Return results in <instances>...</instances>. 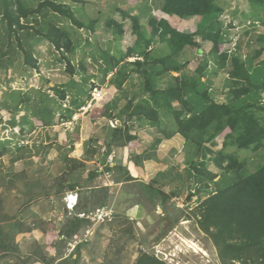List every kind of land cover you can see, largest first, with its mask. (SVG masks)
Here are the masks:
<instances>
[{
    "label": "trees",
    "instance_id": "16d2710c",
    "mask_svg": "<svg viewBox=\"0 0 264 264\" xmlns=\"http://www.w3.org/2000/svg\"><path fill=\"white\" fill-rule=\"evenodd\" d=\"M36 1L0 0V45L2 48L7 47L0 50V67L12 68L14 60L23 56L19 64L24 65V73L29 70L27 68L38 69L35 56L37 51L34 49V44L38 43L41 46H52L61 55L59 62L64 61L65 69L74 73V65H71L68 53L74 54L77 46L75 36L79 28L86 24L76 17L71 3H79L80 0ZM259 2L263 5L262 0ZM224 11L225 7L217 3V0H164L162 13L165 16H150L146 21L138 15L130 16L131 28L136 35L134 45L125 51L119 49L116 53L101 50L100 55L105 61V72L116 68L110 80L116 87L120 88L124 82L132 80L134 74L140 78V83L124 105L118 109V106L111 107L110 112H107L109 108L106 104L103 112L110 117L115 109L117 119L120 120L111 130L110 144L115 142L118 146H126L135 138V135H129L132 127L129 122L132 121H137L140 126H153L164 137L180 134L185 142L189 176L200 184L198 191L202 190L206 195L194 214L199 216L198 225L216 247L221 264H264V103L260 102L259 97L261 91H264V59L262 65H252V61L264 50V44L254 50V54L244 52L240 44L235 52L228 54L223 48L227 39L223 22L219 18ZM186 18L194 20V29H180L170 20ZM106 24L113 27L115 36L123 33L117 21L109 20ZM89 25L86 26L94 30V22ZM156 41L164 42L167 52L152 54L150 47ZM258 41L264 43V36H259ZM203 42L211 43L210 53L217 58L220 67L226 69L228 80H231L230 102H217L211 96V81L209 78L203 79L207 73L206 65L200 63L192 71L184 69L186 62H182L180 56L184 55L185 48H196L198 53ZM129 57H140L142 60L124 62ZM80 68L83 69L82 64ZM68 88L48 86L54 92L52 96L41 87L27 91L11 90L6 93V100L1 106L10 112L8 122L11 126L19 122L22 129L26 125L30 127L29 130L35 126L45 127L53 124L59 112L55 106H61L70 89L78 90L77 96L72 94L67 107L60 113L65 120L70 119L89 96V89L78 85L74 79ZM19 110H26L29 114L17 118L15 116H18ZM217 137L223 140L219 149H215ZM247 150L258 152L260 156L253 171L249 170L246 160L237 154L238 151ZM5 151L7 149L4 147L0 149V155ZM206 154L209 155L207 161ZM149 156L148 153L131 154L130 158L138 164ZM210 164L217 169L216 173L209 170ZM123 169L124 181L135 179L126 168ZM159 173V176H164L165 172ZM159 176L146 183L144 189L152 203L165 206L175 193L167 194L160 185H156ZM62 182L63 178L60 184ZM210 185L213 188H209ZM177 221L171 219L160 235H165ZM87 223L85 220L69 222L71 228L61 230V233H66L68 238L72 231H77ZM10 241L6 235H0V250L3 252L0 254L1 259L12 256L14 248L7 245ZM60 243L61 247L65 244L64 241ZM79 256V252L74 259L69 255L58 264H78L76 261H79ZM45 261L51 264L54 260L46 258ZM32 262L31 256L16 257L12 264ZM135 264L166 263L144 252Z\"/></svg>",
    "mask_w": 264,
    "mask_h": 264
},
{
    "label": "rangeland",
    "instance_id": "374dc122",
    "mask_svg": "<svg viewBox=\"0 0 264 264\" xmlns=\"http://www.w3.org/2000/svg\"><path fill=\"white\" fill-rule=\"evenodd\" d=\"M33 1L37 2L36 0ZM259 1L260 0H217V3L225 7V11L219 15V18L223 22L222 27L226 34L225 39H227V41H224V47L228 48L231 53L235 52L237 45L240 44L244 52L249 51L250 54H254L253 51L259 49L264 44L262 41H258L259 36H264V0H262L263 5H260L262 3ZM140 7L141 6L135 8L134 12L138 11ZM71 9L78 19L84 21L86 25L90 24V18H88L81 9H76L73 6H71ZM184 20H187L189 24L188 30L195 28L193 19L186 18ZM64 24H66V22H64ZM86 25L79 28L78 35L75 36L77 46L74 54L68 53L70 63L74 65L75 70L72 74L65 69L64 61L61 60V62H59V56L61 55L55 51L52 46L46 44L41 46V44L38 43L34 44V49L37 51L35 56L37 57V63L39 64L38 69L40 70L36 67H31L27 68L29 70L24 73L22 71L24 65L19 64L22 63L23 56L14 60V66L12 68L8 67L4 69L0 67V139L4 140L2 143L6 149L10 147L8 149L10 153L5 154L0 160V177H4L3 180L6 179L4 184L8 183V181L10 183L11 179L16 183L17 177L25 179L26 181H33L34 179L31 175L29 176V172L27 174L25 172L18 173L15 171L12 173L13 171H7L10 170L8 165L14 161L18 162V159L24 163L26 167H28V162L36 161L43 163L44 160L42 156L45 157L48 148L53 146L57 148V155L55 154L53 159L48 162L54 163L52 165V170L56 171L58 180H56V183L52 182L51 186H49L50 183L46 185V182H50V174L48 173L47 176L44 175H46L50 169L42 167L39 172L41 176L40 194L49 195L51 191L59 186L60 179L66 178L71 171H76L78 173L84 171L87 175V172H85L86 170L80 169L82 159L89 162V165H92L89 166V172L94 168L96 172L100 171V176L104 179V186L97 191L99 197L103 195L105 201L104 208L112 210L113 214L110 215V218H106L104 222H100L96 225H93L95 222L94 220H91V218L87 219L89 225H93V232L95 233H93V237L91 236L93 245L90 246L89 249H82V252L79 251V255H82L79 256V262L82 261V264H135L137 258L144 252L153 254L166 264H221L216 247L198 225L197 218L199 216L194 214V212H196V207L205 199L206 195L202 190L198 191L200 184L196 183L192 176H189V172L187 171L189 165L185 161L186 155L184 146L182 150L175 153L172 152L173 149L166 152L175 144L185 143L182 142V136V138H180L179 135H176L174 138H171V140L165 139L162 144L164 149L163 152L165 153L161 155V151L158 152V155L163 159H154L148 164V170L151 169L153 174L156 173V176L160 175V168H163L162 172H165L164 176L158 177V183L156 185H160L161 189L167 194H171L172 192L175 193L170 196L165 206L159 203H152L150 196H148V192L144 189L146 183L150 182L149 178H145L146 175L144 173L142 176L140 172L136 174L133 170L130 173L135 179L124 181L123 178L125 173L123 172V166L120 164L110 167H108L109 165H104V160L106 159L113 162L115 154L112 152L110 155H107L106 158L105 156L103 157L102 153L104 149L102 148L103 150H101L100 148L102 140L99 138H88L89 131L100 133L101 136L102 133L104 135L105 130H102L106 127L104 124L107 123V127H112L109 120L114 124H119V122L117 123L115 120L117 116L112 114L115 112V109H113L109 117L107 113L104 114L103 108L107 104L109 108L107 112H110L111 107L118 106L120 100H125L122 99L124 97L121 96L126 93L124 91H128L129 94L131 89L130 85H138L140 83V78L134 74L132 80L124 82L119 88L110 81L116 68L110 71L112 73H110L107 81L106 76L109 72L102 70L105 72V75H101L100 77L98 71L105 67V61L100 55L97 46L92 45L95 41L93 31L89 27L90 25ZM119 37L120 35H117L114 40H117ZM210 47L211 43L203 42L202 48L198 53H196V48H187L188 52L184 57L180 56V60L186 62L184 68L186 71L194 70L200 63L206 65L207 73L204 79L209 78L211 81L209 85L211 96L217 102L227 103L231 101L229 96L231 80H228L226 69L221 68V65L218 63L219 61L217 62V58L210 53ZM4 48L6 49L7 47ZM4 48L0 45V50ZM156 51L158 50L156 49ZM204 58L206 59L205 62ZM136 59H138V57H129L125 59L124 62L129 63ZM263 59L264 50L260 56L252 61V65H260ZM81 64L83 69L80 68ZM130 67L131 66H128L129 69ZM262 68L264 69V66ZM172 74L177 75L176 72H172ZM44 75H46L47 78L44 77ZM90 77H93V79ZM72 79H74L78 85L85 87L86 90L89 89V96L86 97V99L85 96L82 97L85 99L83 105L73 112L70 119L65 120L60 116L62 110L67 107L66 105L68 104V100L72 97V94L74 95L75 93V96H77L76 92L78 89H70V92L67 93L65 101L62 102L61 106H55L59 112L55 116L53 124L35 128L36 133L40 131V144L42 149H38L36 152H34L33 149L28 151L27 149L24 151L17 150V147L13 143L24 144L25 141L20 142L19 139L20 137H25V139L28 137V139H30L28 134L31 130H29L30 127L28 125L24 126L22 129V125L19 122L14 126L8 123L11 114L1 106L4 100H6V93L11 90L27 91L41 87L46 93L52 96L54 92L48 89V86L52 87L51 84H53V86L57 85L69 90L68 85L71 84ZM87 81H90L89 86L86 85ZM94 88H97L98 92H100L101 99H99L100 96H97V100H94ZM109 92L111 93L109 98H111L112 93H116V97L106 103L105 99ZM259 97L260 102L264 103V91H261ZM102 100L104 103L101 102ZM24 114H29V112L26 110H19L17 115ZM85 117L87 118L85 119ZM129 125H132L129 135L139 134V136H135V138L129 142L131 144V146L129 144L130 148L134 149L137 143H142L144 139L150 137V134L149 132H143V128L141 129L140 127L137 130L134 129L135 126H140L137 121L129 122ZM81 139H87V141L84 142V146H78V149L74 152L75 159L69 158L68 156L71 157L73 142L79 140V142H81ZM7 141H9L10 144ZM215 141V149L221 148L222 138L217 137ZM105 142L103 145H105L106 148L109 143L105 144ZM154 145L157 146V143H151V147L142 153L133 152L136 155L149 154L156 151L158 146L154 147ZM159 146L161 148L160 144ZM81 153L84 155V158L80 155ZM237 154L241 159L246 160L249 170L251 171L255 169V165L260 161V156L258 152L256 153L255 151H238ZM55 156H57V158H54ZM98 156L99 159H97ZM13 157H15V160H13ZM208 157L209 155L206 156V161ZM198 159H201L200 154L198 155ZM72 163L74 165L78 163L79 165L73 167ZM133 163L135 164V162ZM208 168L214 173L217 171L212 164H210ZM28 170L30 169L28 168ZM4 172L6 173L5 175H3ZM144 172H146V170H144ZM146 174L148 175L147 172ZM97 176L99 175L94 177ZM51 177H53L52 174ZM217 178L218 176L215 177V179ZM37 180H39V178H37ZM209 188H213V185H210ZM10 190L12 193L10 192L9 194L13 197H17V195L20 194L16 187ZM188 196L190 197L188 198ZM94 198V193L89 195L91 201ZM90 217H93V214H91ZM171 219H178V221L165 235L161 236V230L169 225L168 223H170ZM86 240L87 242L83 243L87 244L90 242L89 238ZM76 253H78V250Z\"/></svg>",
    "mask_w": 264,
    "mask_h": 264
},
{
    "label": "crops",
    "instance_id": "0c3cea01",
    "mask_svg": "<svg viewBox=\"0 0 264 264\" xmlns=\"http://www.w3.org/2000/svg\"><path fill=\"white\" fill-rule=\"evenodd\" d=\"M76 4V5H74ZM164 4V0H80L79 3H71V6L75 7L76 9H81L84 14L90 18L91 22H94V30L93 35L95 38V41L92 43V45L97 46L98 50H108L110 53H115L119 49H123L124 51L128 48L134 45L136 41V35H134V32L132 30L131 22L129 20L130 16L133 15H138L141 20L146 21L148 17L150 16H165L162 13V7ZM138 6H141L138 11L134 12L135 8H138ZM109 20H115L118 23L121 24L122 26V31L123 33L120 35L122 38H118L117 40H114L116 37L115 34L113 33V27L107 26V21ZM173 20V23L180 29L188 30L189 24L187 23V20H178V19H170ZM186 23H185V22ZM124 39V40H122ZM118 43V44H117ZM166 44L161 41H156L154 44L150 47L151 53L152 54H160L161 51L167 52L165 48ZM160 48V50H159ZM156 49L158 51H156ZM188 52V49L185 48L184 50V55ZM200 52V51H199ZM184 55L182 57H184ZM133 58V57H130ZM139 60H142V58L138 57ZM216 64V63H215ZM105 69H99L98 74L101 77L103 75V71ZM109 72L108 75L106 76V81L108 80L110 76ZM217 74V71H216ZM91 78V77H90ZM93 79V77L91 78ZM204 79V78H203ZM90 82V81H89ZM89 82L87 81V84L89 86ZM53 86V84H51ZM131 89L130 93L128 94V91L126 94H122L121 96L124 97L122 99H125L123 101H119V105L116 109L120 108L122 105L125 104L126 98H130L131 94L137 89V85L131 84ZM86 89V88H85ZM116 93H112L111 98L110 95L111 93L107 95V99L105 102L107 103L109 100H112ZM118 100V98H117ZM104 103V101H101ZM98 108V107H95ZM112 114L116 115V110H114ZM21 115H18L17 118H20ZM87 117H85L86 119ZM1 119V118H0ZM84 119V120H85ZM34 121V119H32ZM83 120V121H84ZM116 122L118 123L119 120L115 118ZM82 121V122H83ZM35 122V121H34ZM9 123V122H8ZM106 127L104 132V135L102 133V136L100 133H94L93 131H89V139L92 138H99L102 140L101 142V150L104 149L102 156L105 158L107 155H110L112 152L115 154L114 156V161H108V159L104 160V165H109V166H114L117 163L122 165L124 168H126L129 172L135 171L136 174L141 173L143 176L144 174L146 175L145 178H149L151 180L154 178L156 175L153 174V171L151 169L148 170V164L150 161H153L154 159H163L158 155V152L161 151V155L165 152H163V141L165 139L171 140V138H174L176 135H179L180 138L181 135L178 133L173 134L172 136L169 137H164L160 134V131L157 130L153 126H147V125H141V126H135L134 129H138L139 127L142 129L143 132H149L150 137L147 139H144L142 143H137V145L134 147V149H131L129 144L126 146H118L116 143L111 142V130L114 127H107V123L104 124ZM35 128H39L38 126H35L31 131H29V137L30 139H25L20 137V142H24V144L20 143H13L16 147L17 150L19 151H24L25 149L30 150L33 149L34 152L36 150H40L41 148V137H40V131L36 133ZM1 131V130H0ZM23 131V130H22ZM82 134V133H81ZM135 136H139V134H135ZM87 138V139H88ZM137 138V137H136ZM160 138V142L157 143L156 151L149 153L150 156L147 159H143L141 163L134 164L131 160V154H135L133 151L136 153H142L149 149L151 147V143H154L156 140ZM87 139H81L82 141L79 142H73V149L71 153V157L68 156L69 158L75 159L74 157V152L78 149L79 147L84 146V142L87 141ZM23 140V141H22ZM105 144L109 143L107 147L105 148ZM4 140L0 139V149L3 147L6 150V147L3 145ZM9 144L10 142L7 141ZM184 142V138L183 141ZM161 145V148L159 146ZM3 145V146H2ZM2 146V147H1ZM77 146V147H74ZM87 146V145H86ZM184 146V143H178L172 146L170 150H167L166 152L171 151L172 152H177L182 150ZM88 147V146H87ZM10 148V147H9ZM8 148V149H9ZM72 148V147H71ZM103 148V149H102ZM7 149L3 154L0 155V160L3 158L5 154L10 153V151ZM81 152V151H80ZM84 152V151H83ZM57 153V148L55 146L49 147L48 151L46 153V156H42V159L44 160L43 163L41 162H28L27 166L22 163L21 161L18 162L14 161L10 163L9 168L10 170H7L9 172L15 171L18 173H27L29 172V176L31 175L33 177V181H26L25 179L18 178L16 179V183L13 182V179H11L10 183L4 182L6 181L3 180L4 177H0V235H6L10 241L8 246H11V249L14 248V252L12 253V256H7L4 259L0 258V264H12L15 263L16 257L19 258H25L28 256L33 257V262L32 264H49L45 260L47 259H53V263L51 264H58L62 259L67 258L69 255H72V258L77 257V253H74L76 250V246L79 245L78 247V252H82V249H89L90 246L93 245L92 242V237H93V225H96L97 223H94L93 225L83 224L80 226V228L77 231H72V235L66 237V233H61L63 230L67 231L71 227L68 226L69 222H76V221H87L89 217H86V215H89L92 211H94L96 208L100 207H105V201L101 197H99L98 194V189L102 188L104 186V179L102 176H100V171H95L94 169H91L92 171L89 172V165L90 163L81 160V168L82 170H86L82 173H78L76 171H71V175L68 174L65 175L67 176L66 178H63V182L60 184L62 181V178L59 181V186L51 191V193L48 194H40V170L42 167L49 168L47 174L44 176H47L48 173L50 174V182H46V185H50L51 183L54 182L56 183V180H58V175L56 171H53L52 165L54 163L48 162L53 159V156ZM73 154V155H72ZM57 155V154H56ZM82 155V153L80 154ZM158 155V157H157ZM84 158V155H82ZM12 157V156H10ZM102 157V158H103ZM15 157H13V160ZM54 158H57L55 156ZM79 159V157H78ZM99 159V156L97 157ZM21 160V159H20ZM80 160V159H79ZM84 163V164H83ZM73 164V163H72ZM32 165V166H31ZM79 164H73L74 166H78ZM142 167V168H141ZM4 168V167H3ZM28 168L30 170H28ZM45 168V169H46ZM1 169V167H0ZM4 170V169H3ZM148 175L146 174V172ZM163 170V168L159 169ZM144 173V174H143ZM6 173L4 172L3 175ZM51 174L53 177H51ZM96 175H99L97 177H94ZM62 176V175H61ZM39 178V180H37ZM144 178V177H143ZM73 184L74 186H70ZM7 185V186H6ZM13 185V186H12ZM16 187L18 189V192L20 194L17 195V197H13L10 192L11 188ZM42 187V186H41ZM24 190V191H23ZM76 194L77 195V201L76 204L73 206V208H68L66 206V201L64 200V196L66 194ZM94 193L95 198L91 201L89 199V195ZM91 202H90V201ZM84 213V216H81V214ZM82 223V222H81ZM84 223V222H83ZM87 229L90 230L88 233L89 238V243L85 244L83 241L79 244H77L74 248H71L68 244V242L73 238L74 235L76 234H83ZM62 230V231H61ZM70 233V234H71ZM92 236V237H91ZM50 237V239H49ZM58 238V239H56ZM59 241H64L65 244L64 246L61 247V243L59 244ZM58 243L59 246L56 247L55 244ZM68 249V251H67ZM87 251V250H86ZM0 250V254H2ZM74 253V254H73ZM81 255V254H80ZM82 256V255H81ZM6 261V262H4ZM4 262V263H3ZM78 264H82V261H77Z\"/></svg>",
    "mask_w": 264,
    "mask_h": 264
},
{
    "label": "built area",
    "instance_id": "2783aa9c",
    "mask_svg": "<svg viewBox=\"0 0 264 264\" xmlns=\"http://www.w3.org/2000/svg\"><path fill=\"white\" fill-rule=\"evenodd\" d=\"M223 48L225 51L228 52V54L231 53V51L228 49V48H225L224 45H223ZM93 97H94V100L96 99L97 100V96H100L99 99H101V94L100 92H98V89L97 88H94L93 89ZM109 123L111 124L112 127H115L116 124H114L111 120H109ZM73 197V194H66V196L64 197V200L66 201V206L68 208H73V206L76 204V201H77V195L75 194L74 195V198ZM93 214V217H90V215ZM113 212L112 210H107L106 208L104 207H100V208H96L94 211H92L89 215H86V217H89L91 218V220H94L95 222L94 223H100V222H104L106 218H110V215H112ZM81 216H84V213L81 214ZM95 218V219H94ZM90 232L89 229H87L85 232H83V234H76L73 236V238L68 242L69 246L71 248H74L77 244L83 242V241H87V236L89 235L88 233Z\"/></svg>",
    "mask_w": 264,
    "mask_h": 264
}]
</instances>
